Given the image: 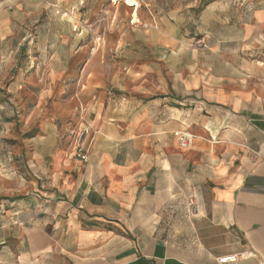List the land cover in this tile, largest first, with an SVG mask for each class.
<instances>
[{
	"label": "crops",
	"instance_id": "0c3cea01",
	"mask_svg": "<svg viewBox=\"0 0 264 264\" xmlns=\"http://www.w3.org/2000/svg\"><path fill=\"white\" fill-rule=\"evenodd\" d=\"M137 1L0 0V264H264V0Z\"/></svg>",
	"mask_w": 264,
	"mask_h": 264
},
{
	"label": "rangeland",
	"instance_id": "374dc122",
	"mask_svg": "<svg viewBox=\"0 0 264 264\" xmlns=\"http://www.w3.org/2000/svg\"><path fill=\"white\" fill-rule=\"evenodd\" d=\"M120 1H124L126 4H128L129 6H134L135 3L137 0H120ZM223 1L224 3H232L234 4V2H237V3H243V2H252L255 6L260 4L263 0H221ZM138 2V1H137ZM139 4V3H138ZM239 6V7H238ZM237 7L239 8V10L241 11L240 9V5H238ZM135 8L137 9L138 8V5H135ZM240 13V12H239ZM253 44H254V49L253 50V53L251 52L250 54H246V53H243V59H253V60H264V37L263 36H258V37H253ZM251 39V40H252ZM250 40V41H251ZM242 43V42H240ZM231 44V43H230ZM233 44V43H232ZM251 45V44H249ZM34 55V54H32ZM30 61L32 60V58H29ZM22 129V127H21ZM0 138H7V139H14V133L9 130H3V131H0ZM10 153H8L6 155V152L4 151L3 154L0 156V157H5L7 158V161L9 162V157H11V155H9ZM5 158L4 159H0V178H3L5 177L7 174H11L13 172H10L9 169L5 166ZM4 179H0V187H4Z\"/></svg>",
	"mask_w": 264,
	"mask_h": 264
},
{
	"label": "built area",
	"instance_id": "2783aa9c",
	"mask_svg": "<svg viewBox=\"0 0 264 264\" xmlns=\"http://www.w3.org/2000/svg\"><path fill=\"white\" fill-rule=\"evenodd\" d=\"M69 135L74 137V139L76 140L74 142V150L76 157L82 160H87L89 148L87 147V144H85L86 135H84V133H79L76 126L71 128ZM175 135L178 137L179 143L182 147H187L190 144L192 135H190L189 133L179 131L176 132ZM190 204H194L192 200L190 201ZM236 259V255H231L221 258L219 262L221 264H229L236 261Z\"/></svg>",
	"mask_w": 264,
	"mask_h": 264
}]
</instances>
